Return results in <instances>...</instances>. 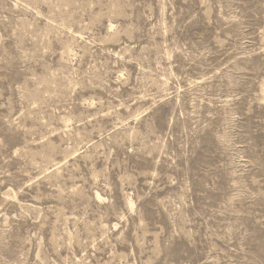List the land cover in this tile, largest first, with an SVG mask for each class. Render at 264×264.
Returning a JSON list of instances; mask_svg holds the SVG:
<instances>
[{
  "label": "rangeland",
  "instance_id": "obj_1",
  "mask_svg": "<svg viewBox=\"0 0 264 264\" xmlns=\"http://www.w3.org/2000/svg\"><path fill=\"white\" fill-rule=\"evenodd\" d=\"M0 264H264V0H0Z\"/></svg>",
  "mask_w": 264,
  "mask_h": 264
}]
</instances>
